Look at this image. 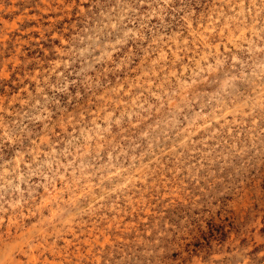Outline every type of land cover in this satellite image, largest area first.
<instances>
[{
    "label": "rangeland",
    "instance_id": "1",
    "mask_svg": "<svg viewBox=\"0 0 264 264\" xmlns=\"http://www.w3.org/2000/svg\"><path fill=\"white\" fill-rule=\"evenodd\" d=\"M0 264H264V0H0Z\"/></svg>",
    "mask_w": 264,
    "mask_h": 264
}]
</instances>
